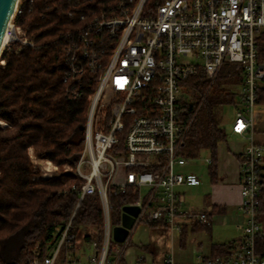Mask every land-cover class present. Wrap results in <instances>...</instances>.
Listing matches in <instances>:
<instances>
[{"label":"built area","instance_id":"1","mask_svg":"<svg viewBox=\"0 0 264 264\" xmlns=\"http://www.w3.org/2000/svg\"><path fill=\"white\" fill-rule=\"evenodd\" d=\"M21 2L4 49L15 42L34 46L14 22ZM263 31L264 0H159L155 5L118 0L105 15L89 21L65 52L69 98L83 97L80 84L88 74L94 83L84 147L74 168L82 180L78 201L46 254L36 249L32 258L16 264H124L130 245L142 243L134 241L136 236L151 224L166 225L171 241L185 226H211L209 213L184 209L185 197L178 190L201 184L196 173L184 171L191 158L182 149L192 120H184L181 99L186 80L203 70L213 83L228 63L240 66L243 75L232 123V132L245 141L239 151L243 239L229 257L198 253L194 264H264V256L255 252V240L264 233L257 217L264 144L255 139V124L264 118V106L257 103L264 88V64L257 55ZM115 192L126 196L119 223L112 218ZM94 194L102 209L101 241H82L73 233V220L83 199ZM124 207L139 212L127 240L119 243L113 229L122 224ZM85 249L90 256L82 261L79 251ZM133 264H147L146 252L140 251ZM161 264L180 263L169 252Z\"/></svg>","mask_w":264,"mask_h":264},{"label":"trees","instance_id":"2","mask_svg":"<svg viewBox=\"0 0 264 264\" xmlns=\"http://www.w3.org/2000/svg\"><path fill=\"white\" fill-rule=\"evenodd\" d=\"M118 0H22L14 22L33 47L20 42L5 48L0 64V264H16L33 257L38 245L41 256L55 244L59 228L68 222L78 201L82 180L61 173L45 180H34L39 171L34 156L50 161L57 168L77 165L84 147L89 96L94 83L83 78L78 100L69 98L70 84L65 81V52L94 17L105 15ZM134 1V0H133ZM159 0H150L156 4ZM83 17V19H82ZM22 48L20 51H17ZM257 55L264 64V31L257 38ZM243 79L242 68L225 64L212 83L203 70L184 82L192 100L181 99L184 120L192 124L185 141L186 155L210 154L209 172L217 182L218 143L228 139L221 125V108L237 104L238 94L231 83ZM218 84V86L214 87ZM257 103L264 105V88ZM194 117V118H193ZM112 218L120 222L126 196L111 193ZM264 216V183L258 199L257 217ZM73 233L84 232V239L101 241L102 209L98 194L86 196L73 220ZM208 227L195 226L193 231ZM151 230H166V225L151 224ZM188 234L184 227L181 240ZM130 246H133L132 244ZM235 245L214 244L209 257H229ZM143 250L152 251L151 245ZM255 252L264 256V233L255 240ZM65 253V250L63 251Z\"/></svg>","mask_w":264,"mask_h":264},{"label":"crops","instance_id":"3","mask_svg":"<svg viewBox=\"0 0 264 264\" xmlns=\"http://www.w3.org/2000/svg\"><path fill=\"white\" fill-rule=\"evenodd\" d=\"M229 132V136H234L237 139H242L237 134H234L232 132V126L231 129L227 130ZM255 139L258 143H264L263 140L258 138L256 128H255ZM244 140V139H243ZM244 144L240 145L243 147ZM224 147V150L226 152L222 156L224 159L222 161V164L220 166V160L217 156V182L218 184H221L222 189L226 191L224 198H215L214 195H205L202 199L201 204H196L193 202V200L189 199L187 196V190L195 187H200L201 184L198 186H182L178 190L181 192L185 197V203H184V209L187 211H194V212H206L209 213L213 217V224L209 226L208 228L193 231V228L195 226H185V228L188 231V234L184 241L181 240V235L175 234L173 241H171L170 236L167 232V230L162 229H155L151 230L148 228L145 230V232L138 234L136 236V239H141L139 242H142L141 245L137 243L134 246L130 247L128 250L127 255L125 256L124 264H133L137 261L138 254L140 251L143 250V246L151 245L152 251L146 252L147 254V264H161L165 256L169 253H173V257L176 260L177 263L180 264H194L197 262V254L202 253L205 256H209L211 253L212 246L214 244H227L232 242L235 246H237L243 239L242 231L239 229V226L242 225L245 221V217L243 216L241 210H240V204H241V189H240V173H239V147L235 146V144H229L228 139L224 142L218 143V150L220 147ZM237 147V148H236ZM191 158V157H190ZM188 167V166H187ZM185 167V170L186 168ZM219 171V172H218ZM195 173V172H193ZM219 173V174H218ZM261 220V219H260ZM220 224L223 226H232V230H230V233L225 235L226 238L223 241H214L213 235H211L212 229L215 225ZM155 232H158L157 235L160 237H169V240L172 244V249L176 246L178 249L184 253V255H181L178 251L173 252L172 249L168 251L165 248V244L161 241L159 244L160 247L154 246L151 242L154 239L152 235H154ZM209 235L210 239V246L207 247L204 250V244L200 239L194 237L191 241H188V237L191 235L194 236H200L204 233H207ZM152 237V240H151ZM155 240V239H154ZM190 243V244H188ZM195 245L193 248H191V253H188V247ZM174 246V247H173Z\"/></svg>","mask_w":264,"mask_h":264},{"label":"rangeland","instance_id":"4","mask_svg":"<svg viewBox=\"0 0 264 264\" xmlns=\"http://www.w3.org/2000/svg\"><path fill=\"white\" fill-rule=\"evenodd\" d=\"M4 48L2 49L1 53H0V64L3 65L4 62L3 60H1V55L3 53ZM3 62V63H2ZM242 77H240V82H233L231 83V90L235 91V93L238 94V91L240 90L241 84H242ZM216 80V79H215ZM218 86V84L214 87L215 88ZM192 92H190L189 90H184L182 92V96L184 98V100L186 101H191L192 100V96L191 95ZM264 106V105H263ZM239 104H228L223 106V108H221V114H220V118H221V125L226 129L229 130L231 129L232 123L236 117V113L237 110L239 108ZM264 108V107H263ZM194 118V117H193ZM1 125H5L4 123H0ZM255 128H256V132L258 135V138L261 137V139L264 142V118H259L255 124ZM228 143L229 144H235V146L239 147L240 149V145L244 144L245 141L243 139H237L234 136H230L228 138ZM264 144V143H263ZM236 147V148H237ZM187 148L184 147L182 149V152H186ZM226 152V150H224V147H220L217 153V156L219 158V164L221 166L222 161H223V155ZM30 155H31V159L32 162L34 164V166L37 168V170L39 171V175L34 176L33 179L34 180H45V179H50L54 176H59L61 173H69L72 175H75V171L74 168L69 166V165H64L62 169L57 168L55 165H53L50 161L44 159V158H38L36 156H34L32 150H30ZM210 158V154L208 151L204 150L202 152H200L196 157L192 158L191 157V161L188 164V167L186 168V170L184 169L185 172H195L201 179L202 181V185L200 187H195V188H191L189 190H187V196L189 199L193 200L194 203L196 204H201L202 203V199L205 195H216L215 198H224L226 191L224 189H222L221 184L218 183H213L211 180V176H210V172H209V165L206 163V159ZM79 161V160H78ZM78 163V162H77ZM76 167V166H75ZM219 172V171H218ZM219 174V173H218ZM262 227L264 229V216L261 217L260 220ZM232 226H223L217 223V225H215L212 229L211 235H213V240L214 241H223L224 239H228L226 238L225 235L230 233V230H232ZM158 232H155L154 235H152L154 237V239L152 240V244L154 246L160 247L159 244L161 241L165 244V248L170 251L172 249V244L169 240V237H160V234H164V233H159V236L157 235ZM140 234V233H139ZM84 237V232L82 230H80L79 234H78V239L83 241ZM194 237L200 239V241L203 242L204 244V250L206 249L207 252V247L210 246V239H209V235L208 232L204 233L203 235H198V236H194V235H190L188 237V241H191L192 239H194ZM139 239L135 238V242H137ZM161 240V241H160ZM190 244V243H188ZM195 245L189 246L188 247V253H191V248H193ZM174 247V246H173ZM38 248V245L35 247V249L33 250V252ZM173 252H179L181 255H184V253H182V251L180 249H178L176 246L172 249ZM90 256V249H85L83 252L79 251V258L82 261H85L88 257Z\"/></svg>","mask_w":264,"mask_h":264},{"label":"water","instance_id":"5","mask_svg":"<svg viewBox=\"0 0 264 264\" xmlns=\"http://www.w3.org/2000/svg\"><path fill=\"white\" fill-rule=\"evenodd\" d=\"M18 2L19 0H0V53L4 47L7 29L14 16ZM123 210L122 224L115 226L113 229V238L119 243L127 240L129 231L133 227L134 219L139 212L135 207H124Z\"/></svg>","mask_w":264,"mask_h":264},{"label":"bare ground","instance_id":"6","mask_svg":"<svg viewBox=\"0 0 264 264\" xmlns=\"http://www.w3.org/2000/svg\"><path fill=\"white\" fill-rule=\"evenodd\" d=\"M7 41H8V37L6 36V38H5V41H4V45H6L7 44Z\"/></svg>","mask_w":264,"mask_h":264}]
</instances>
